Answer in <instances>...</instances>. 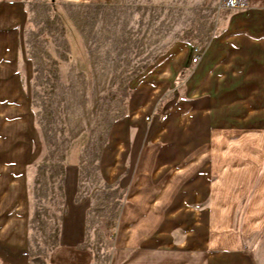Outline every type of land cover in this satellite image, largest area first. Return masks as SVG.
I'll list each match as a JSON object with an SVG mask.
<instances>
[{
	"label": "rangeland",
	"instance_id": "374dc122",
	"mask_svg": "<svg viewBox=\"0 0 264 264\" xmlns=\"http://www.w3.org/2000/svg\"><path fill=\"white\" fill-rule=\"evenodd\" d=\"M220 7L221 0H0V135H19L27 149L23 173L33 263L46 264L59 245L65 182L73 178L78 201L87 200L88 205L84 245L93 251L94 264H108L115 224L128 194L124 182L141 175L135 169L137 154L119 148L120 143L132 142L129 129L136 126L129 119L148 89L139 85L155 76L152 70L175 47L189 52L207 42L219 21ZM176 80L172 79L177 85ZM249 121L250 132L239 133L236 130L243 127L235 124L228 127L235 130L230 140L213 138L228 150L205 154L203 172L212 182L214 203L223 208L228 204L232 213L216 211L207 218L212 228L209 222L197 233L203 245L202 264H225L228 251L209 248L211 242L225 241L240 246L237 258L264 262V216L257 223L250 213L242 216L252 208V198L261 197L264 203V114ZM226 156L234 164L232 170L225 164ZM244 160L249 164L238 168ZM2 161L9 163L10 158ZM232 177L231 201L226 180ZM251 178L255 179L249 183ZM241 179L247 184H238ZM248 184L260 191L243 192ZM101 226L108 231L106 239L98 232ZM165 236L171 258L193 256L192 229L167 235L155 232L151 246L160 250Z\"/></svg>",
	"mask_w": 264,
	"mask_h": 264
},
{
	"label": "crops",
	"instance_id": "0c3cea01",
	"mask_svg": "<svg viewBox=\"0 0 264 264\" xmlns=\"http://www.w3.org/2000/svg\"><path fill=\"white\" fill-rule=\"evenodd\" d=\"M248 5L247 11H227L220 7L219 21L207 42L198 43L189 52L183 46L175 47L161 66L152 70L155 76H149L139 85L150 91L146 90L129 119L136 126L129 129L131 144L120 143L119 148L137 154L135 169L141 175L124 182L128 194L115 224L116 239L108 264H202L203 245L197 233L203 225L206 228L211 221L207 218L217 215L216 211L225 210V215H231L228 204L223 208L214 203L212 182L203 170L207 168L206 153L230 148L216 144L213 138L223 136L230 140L235 132L230 128L235 124L243 127L236 130L239 133L250 132L249 120L264 114V0H248ZM6 21L9 22V17ZM195 48H199L200 57L192 64ZM5 57L2 56V62ZM174 77L177 85L173 84ZM162 91L165 94L158 96ZM147 117L150 119L146 120ZM20 138L13 134L0 135V145L4 147L0 148V264H35L29 255L28 193L23 173L27 149ZM5 156L10 158L9 163L2 161ZM228 158L225 164L232 170L234 164ZM18 160L22 161V171ZM247 164L244 160L237 166L245 168ZM227 181L226 193L232 201L233 177ZM76 185L73 178L65 182L66 210L59 245L50 253L46 264H94L96 260L93 251L84 245L89 233L84 222L88 205L87 200L78 201ZM244 189L245 193L253 190L250 184ZM257 191L260 188L254 192ZM252 200V208L242 216L250 213L252 221L257 223L264 216V203H260L261 197ZM188 229L194 234L193 256L171 258L167 236L160 250L151 246L155 232L167 235L173 231L187 233ZM98 232L106 239L108 231L104 226ZM210 244L211 250L228 251L225 264H259L255 258L234 256L241 252L234 241Z\"/></svg>",
	"mask_w": 264,
	"mask_h": 264
},
{
	"label": "built area",
	"instance_id": "2783aa9c",
	"mask_svg": "<svg viewBox=\"0 0 264 264\" xmlns=\"http://www.w3.org/2000/svg\"><path fill=\"white\" fill-rule=\"evenodd\" d=\"M221 6L227 11H247L249 7L248 0H221ZM199 57L200 50L199 48H195L191 63L196 64L199 60ZM149 119V117L146 118V120ZM161 119L164 120L165 117L163 116Z\"/></svg>",
	"mask_w": 264,
	"mask_h": 264
},
{
	"label": "trees",
	"instance_id": "16d2710c",
	"mask_svg": "<svg viewBox=\"0 0 264 264\" xmlns=\"http://www.w3.org/2000/svg\"><path fill=\"white\" fill-rule=\"evenodd\" d=\"M71 41H72V44H76L77 43V39L75 36H71Z\"/></svg>",
	"mask_w": 264,
	"mask_h": 264
}]
</instances>
